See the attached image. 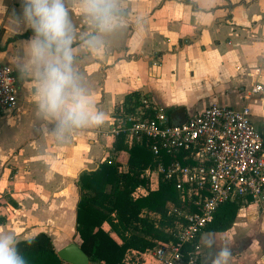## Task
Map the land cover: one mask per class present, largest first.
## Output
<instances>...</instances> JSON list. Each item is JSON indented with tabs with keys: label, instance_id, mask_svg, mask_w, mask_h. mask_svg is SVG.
Returning a JSON list of instances; mask_svg holds the SVG:
<instances>
[{
	"label": "crops",
	"instance_id": "0c3cea01",
	"mask_svg": "<svg viewBox=\"0 0 264 264\" xmlns=\"http://www.w3.org/2000/svg\"><path fill=\"white\" fill-rule=\"evenodd\" d=\"M15 7L18 0L0 3V63L18 78L16 108L0 112V231L14 232L18 240L44 232L55 250L70 242L77 179L118 155L110 116L128 92L151 100L172 122L213 102L247 104L264 138V0H122L128 10L122 27L91 52L85 44L91 24L72 13L74 67L105 122L61 133L53 132L54 121L37 109L35 72L20 74L15 67L27 45V37L7 42L25 31L12 23ZM255 84L262 91L249 95ZM149 188H157L154 180ZM146 214L143 209L141 215ZM209 236H221L215 238L218 246L225 239L231 243L229 264H264V201L239 203L226 231H202L200 264H208L210 253L202 242Z\"/></svg>",
	"mask_w": 264,
	"mask_h": 264
},
{
	"label": "built area",
	"instance_id": "2783aa9c",
	"mask_svg": "<svg viewBox=\"0 0 264 264\" xmlns=\"http://www.w3.org/2000/svg\"><path fill=\"white\" fill-rule=\"evenodd\" d=\"M17 87L15 70L0 63V112L16 108ZM261 91L262 86L255 84L249 95ZM109 132L113 137L122 135L128 147L142 145L159 157L156 166L145 168L141 175L148 179V188L153 180L157 186L160 179L172 182L181 203L168 206L172 226L163 230L171 239L156 241L144 251L127 249L123 264H196L200 234L220 205L264 201L263 135L247 104L213 102L174 123L151 100L132 98L115 106ZM162 155L169 158L167 162ZM141 188L136 187L132 196L144 195Z\"/></svg>",
	"mask_w": 264,
	"mask_h": 264
},
{
	"label": "trees",
	"instance_id": "16d2710c",
	"mask_svg": "<svg viewBox=\"0 0 264 264\" xmlns=\"http://www.w3.org/2000/svg\"><path fill=\"white\" fill-rule=\"evenodd\" d=\"M29 35L30 32L24 31L8 38L7 42ZM132 98L138 99L139 93L128 92L123 102H130ZM112 149L118 154L117 158L104 159L94 170L82 171L76 182L78 198L72 237H78L91 263L123 264L127 249L144 251L156 241L171 239L170 232L163 230L172 226L173 216L168 215V206H181L172 182L160 179L157 188L150 190L148 179L141 175L145 168L155 167L159 157L142 145L128 147L122 135L115 137ZM162 156L167 162L169 158ZM138 186L147 188V193L133 197L131 193ZM238 208L239 203L235 201L220 205L203 231H226L234 222ZM143 209L147 210L145 216L141 215ZM110 233H114L120 242ZM29 240L31 244L27 243ZM19 241L20 250L29 264H64L46 233L38 232ZM186 248L191 247L186 245Z\"/></svg>",
	"mask_w": 264,
	"mask_h": 264
},
{
	"label": "clouds",
	"instance_id": "9594fccd",
	"mask_svg": "<svg viewBox=\"0 0 264 264\" xmlns=\"http://www.w3.org/2000/svg\"><path fill=\"white\" fill-rule=\"evenodd\" d=\"M121 3L122 0H73L70 10L68 0H18V7L12 9L13 25L30 32L26 52L16 57L15 67L20 74L35 72L37 109L42 118L54 121L53 132L105 122V114L93 110L91 95L74 67L76 31L72 13L78 12L90 22L93 31L85 44L90 52L99 51L104 46V36L122 27V17L128 10ZM202 243L210 253L208 264H229L233 250L228 240L218 246L216 239L209 236ZM19 244L14 232L0 231V264H29Z\"/></svg>",
	"mask_w": 264,
	"mask_h": 264
},
{
	"label": "water",
	"instance_id": "95a60500",
	"mask_svg": "<svg viewBox=\"0 0 264 264\" xmlns=\"http://www.w3.org/2000/svg\"><path fill=\"white\" fill-rule=\"evenodd\" d=\"M184 119L183 114L181 117L177 118L174 123H178ZM264 146V138H263ZM57 256L65 264H89L88 254L81 248L80 244L76 241H70L64 246L56 250Z\"/></svg>",
	"mask_w": 264,
	"mask_h": 264
},
{
	"label": "rangeland",
	"instance_id": "374dc122",
	"mask_svg": "<svg viewBox=\"0 0 264 264\" xmlns=\"http://www.w3.org/2000/svg\"><path fill=\"white\" fill-rule=\"evenodd\" d=\"M116 158H117V156H116ZM217 240H220L221 239V236H216L215 237ZM70 241H76L77 243H79L80 244V242H79V239H78V237L77 236H75V237H73V238H71V240ZM132 260L133 261H135L136 259L134 258V257H132ZM89 264H98L97 262H89ZM101 264V263H100Z\"/></svg>",
	"mask_w": 264,
	"mask_h": 264
}]
</instances>
